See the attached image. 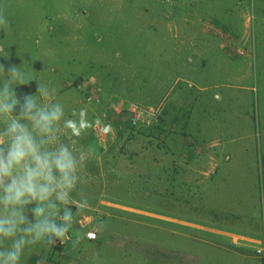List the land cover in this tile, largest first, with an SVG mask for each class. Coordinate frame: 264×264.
I'll return each instance as SVG.
<instances>
[{
  "label": "rangeland",
  "instance_id": "rangeland-1",
  "mask_svg": "<svg viewBox=\"0 0 264 264\" xmlns=\"http://www.w3.org/2000/svg\"><path fill=\"white\" fill-rule=\"evenodd\" d=\"M0 7L11 20L0 30V66H20L55 87L69 118L87 110L86 133L62 135L87 156L91 207L73 234L107 225L96 242L80 243L86 263L264 264L257 253L264 248V0H0ZM116 101L164 108L163 129L123 133V117L108 112ZM189 117L193 137L202 124L231 150L232 219L166 198L171 180L155 186L152 175L167 170L152 165L169 160L163 149H185ZM102 122L110 126L106 140L96 137ZM186 223H216L253 240ZM63 248L39 247L23 264L57 259Z\"/></svg>",
  "mask_w": 264,
  "mask_h": 264
},
{
  "label": "clouds",
  "instance_id": "clouds-1",
  "mask_svg": "<svg viewBox=\"0 0 264 264\" xmlns=\"http://www.w3.org/2000/svg\"><path fill=\"white\" fill-rule=\"evenodd\" d=\"M10 27L0 7V30ZM32 80L20 66H0V264H23L35 249L69 240L78 246L107 227L98 221L91 233L73 234L91 207L87 156L62 135L82 137L91 127L87 110H73L69 118L57 89L46 83L37 82L35 94L18 96L16 88Z\"/></svg>",
  "mask_w": 264,
  "mask_h": 264
},
{
  "label": "crops",
  "instance_id": "crops-1",
  "mask_svg": "<svg viewBox=\"0 0 264 264\" xmlns=\"http://www.w3.org/2000/svg\"><path fill=\"white\" fill-rule=\"evenodd\" d=\"M249 20V18H247ZM181 117L174 116L172 120L176 121L175 124L181 122ZM188 122H192V117L187 118ZM177 126H175V130ZM186 129V136L183 142V146L186 149H172L169 151L162 150L161 153H165L166 158L169 159L166 164H154V170L162 167L161 170H167L166 174L161 175L154 173L155 186L157 182L171 180V186L173 188H167L165 186L166 198L173 197V201L184 202L187 206L198 209L199 212H210L214 214V218L218 219H232V153L231 150H224L222 140L219 136L211 134L205 131L203 125L198 124L196 129V136L191 134V127L188 124ZM189 133H188V132ZM209 134V135H208ZM196 144L197 148L194 150L192 146ZM198 144L202 146L199 147ZM179 148V147H178ZM168 149V148H167ZM173 154L175 157L173 158ZM172 156V157H171ZM226 165L222 167V164ZM226 170V172H220ZM177 187V189H175ZM197 200V203H196ZM173 223H182L177 218H167ZM184 224V223H182ZM187 225L195 226L204 231H210L216 234H225L227 236L232 235L235 241L240 239L251 241L253 239L241 235L232 234L231 231L221 230L217 228L216 223H205V224H192L186 223ZM87 233L90 230L79 229ZM174 231V229H170ZM114 232V231H113ZM193 236L199 239V235L204 236L203 233L193 231ZM100 237L101 235L98 234ZM99 237V238H100ZM189 237V236H188ZM98 238V239H99ZM96 239V240H98ZM85 237L83 241H94ZM71 240L67 242L65 248L57 253V259L43 258L40 259L42 264H95L86 263L88 254L85 252V248L79 244L73 246L69 244ZM81 241V243L83 242ZM174 251V249H171ZM72 255L81 256L82 260H75ZM173 257V256H172ZM181 261V257H178Z\"/></svg>",
  "mask_w": 264,
  "mask_h": 264
},
{
  "label": "built area",
  "instance_id": "built-area-1",
  "mask_svg": "<svg viewBox=\"0 0 264 264\" xmlns=\"http://www.w3.org/2000/svg\"><path fill=\"white\" fill-rule=\"evenodd\" d=\"M117 103L111 104V107L113 108L114 112L117 116L123 117V121L129 122L130 126L134 127H140L141 125H147L151 126L154 123H157L160 118H161V113H162V107L159 106L157 109H153L152 107L146 108L140 105L139 103L132 102V101H121ZM121 105V108L118 105ZM113 105V106H112ZM119 107V108H118ZM111 113V114H112ZM108 122L105 123H100V125H97L95 129L100 131L99 135L96 133V137H102L103 140H106L107 138V133L108 127H107ZM95 130V131H96ZM92 231H88L87 233H91ZM87 238L91 240H96L98 238V234L96 235H88ZM58 245H65V244H59ZM257 253H264V248L259 247L257 249Z\"/></svg>",
  "mask_w": 264,
  "mask_h": 264
},
{
  "label": "trees",
  "instance_id": "trees-1",
  "mask_svg": "<svg viewBox=\"0 0 264 264\" xmlns=\"http://www.w3.org/2000/svg\"><path fill=\"white\" fill-rule=\"evenodd\" d=\"M36 91H37V81H35V80L34 81H30L26 85L18 86L16 88V92H17L18 96H22L24 94H35ZM162 110H164V108ZM108 112H110V114L112 112H114V110H113V108L111 106H109ZM163 113L164 112H162V114ZM163 116L164 115H161V118H160V120L157 123H154L151 126L141 125L140 128L139 127L130 126L129 122H127V121H120V129H122L124 131L123 133L129 132L132 135L137 133L141 128L142 129H146L147 131H149L151 133L153 132V130H158L159 129L161 131L163 129V123L165 121ZM144 127H146V128H144ZM165 143H167V142L165 141L164 144ZM166 147H168V146L166 145ZM159 148H162V146H159ZM99 237L100 236L98 235V238Z\"/></svg>",
  "mask_w": 264,
  "mask_h": 264
}]
</instances>
